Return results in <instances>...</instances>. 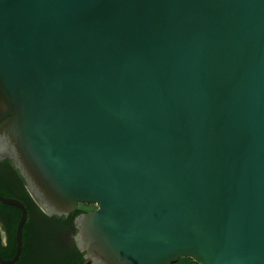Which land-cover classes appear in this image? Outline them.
<instances>
[{"label": "water", "instance_id": "obj_1", "mask_svg": "<svg viewBox=\"0 0 264 264\" xmlns=\"http://www.w3.org/2000/svg\"><path fill=\"white\" fill-rule=\"evenodd\" d=\"M2 161L85 264H264V0H0Z\"/></svg>", "mask_w": 264, "mask_h": 264}, {"label": "trees", "instance_id": "obj_2", "mask_svg": "<svg viewBox=\"0 0 264 264\" xmlns=\"http://www.w3.org/2000/svg\"><path fill=\"white\" fill-rule=\"evenodd\" d=\"M0 196L20 201L27 210L22 228V249L14 264H85L74 245L73 219L84 212L75 210L68 217H46L27 194L24 182L10 162H0ZM20 218L18 208L0 202V227L5 242L0 257L10 260L15 254V230Z\"/></svg>", "mask_w": 264, "mask_h": 264}, {"label": "rangeland", "instance_id": "obj_3", "mask_svg": "<svg viewBox=\"0 0 264 264\" xmlns=\"http://www.w3.org/2000/svg\"><path fill=\"white\" fill-rule=\"evenodd\" d=\"M174 264H196L195 262H193L190 259H181L178 262L174 263Z\"/></svg>", "mask_w": 264, "mask_h": 264}, {"label": "flooded vegetation", "instance_id": "obj_4", "mask_svg": "<svg viewBox=\"0 0 264 264\" xmlns=\"http://www.w3.org/2000/svg\"><path fill=\"white\" fill-rule=\"evenodd\" d=\"M76 233V232H75ZM72 239H73V236H72Z\"/></svg>", "mask_w": 264, "mask_h": 264}]
</instances>
